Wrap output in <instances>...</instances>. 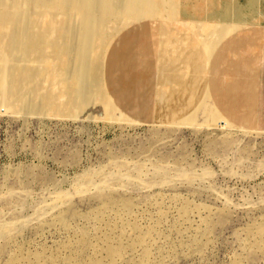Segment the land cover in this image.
I'll use <instances>...</instances> for the list:
<instances>
[{
  "label": "rangeland",
  "instance_id": "1",
  "mask_svg": "<svg viewBox=\"0 0 264 264\" xmlns=\"http://www.w3.org/2000/svg\"><path fill=\"white\" fill-rule=\"evenodd\" d=\"M174 9L0 0V264H264V125L226 114L252 110L146 123L106 88L116 34ZM187 25L210 50L233 31Z\"/></svg>",
  "mask_w": 264,
  "mask_h": 264
},
{
  "label": "crops",
  "instance_id": "2",
  "mask_svg": "<svg viewBox=\"0 0 264 264\" xmlns=\"http://www.w3.org/2000/svg\"><path fill=\"white\" fill-rule=\"evenodd\" d=\"M174 1V17L140 19L114 37L104 70L114 103L137 121L167 124L210 95L218 111L252 110L250 124L226 112L236 124L263 127L264 0ZM187 22L233 31L210 50Z\"/></svg>",
  "mask_w": 264,
  "mask_h": 264
},
{
  "label": "bare ground",
  "instance_id": "3",
  "mask_svg": "<svg viewBox=\"0 0 264 264\" xmlns=\"http://www.w3.org/2000/svg\"><path fill=\"white\" fill-rule=\"evenodd\" d=\"M124 10V9H123ZM73 14V13H72ZM132 16H134V15H132ZM125 17V16H124ZM137 17V16H136ZM126 18V17H125ZM117 19V18H116ZM134 19V18H133ZM94 20V19H93ZM101 20V19H100ZM115 20V19H114ZM110 21V20H109ZM116 21V20H115ZM118 22V21H117ZM130 22V21H129ZM46 23V22H45ZM109 23V22H108ZM44 24V23H43ZM96 24V23H95ZM100 24V23H99ZM123 24V23H122ZM190 24V26H191V23H189ZM201 24V23H200ZM207 24V23H206ZM108 25H110V24H108ZM121 25V24H120ZM183 25V24H182ZM121 26H123V25H121ZM208 26V25H207ZM110 27V26H109ZM109 27H108V29H109ZM120 27V26H119ZM206 27V26H205ZM204 27V28H205ZM122 28V27H121ZM194 28V27H193ZM207 28V30H208V27H206ZM103 29V28H102ZM36 30V29H35ZM110 30H111V28H110ZM210 30V29H209ZM208 30V31H209ZM112 31H113V29H112ZM206 32V31H205ZM113 33V32H112ZM207 33V32H206ZM211 33V32H210ZM109 34V33H108ZM205 35V34H204ZM114 36V35H113ZM211 36V35H210ZM209 36V37H210ZM212 37V36H211ZM63 41V40H62ZM48 53V52H47ZM62 58V57H61ZM84 65V64H83ZM68 66V65H67ZM80 69V68H79ZM64 72V71H63ZM64 73H66V72H64ZM71 74V73H70ZM43 76V75H42ZM55 77V76H54ZM67 82V81H66ZM69 87H70V85H69ZM53 94V93H52Z\"/></svg>",
  "mask_w": 264,
  "mask_h": 264
}]
</instances>
